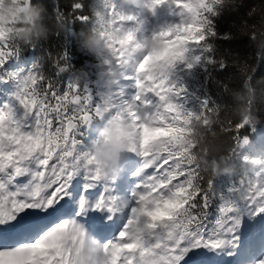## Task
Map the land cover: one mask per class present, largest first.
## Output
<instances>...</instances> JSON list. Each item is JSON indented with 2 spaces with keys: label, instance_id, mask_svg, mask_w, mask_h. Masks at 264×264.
<instances>
[{
  "label": "snow or ice",
  "instance_id": "6c2138e0",
  "mask_svg": "<svg viewBox=\"0 0 264 264\" xmlns=\"http://www.w3.org/2000/svg\"><path fill=\"white\" fill-rule=\"evenodd\" d=\"M222 2L146 0L151 10L179 8L185 19L156 32L151 49L137 57L143 49L137 29L125 28L139 23L137 14L108 0L100 23L113 54L104 64L131 67L99 100L87 84L70 81L61 91L59 79L41 72L23 88V70L0 73V80L15 81L0 104V264H264V169L218 190L193 160L185 134L190 121L204 120L213 108L205 101L196 113L173 99L183 87L172 69L190 45L212 47L205 43L215 35L210 15ZM16 51L0 29V68ZM53 66L56 77L65 72L67 53ZM122 80L135 82L132 99ZM117 120L135 128L118 179L103 175L90 155ZM218 125L234 144L247 143L240 134L245 123ZM223 249L229 252L218 255Z\"/></svg>",
  "mask_w": 264,
  "mask_h": 264
},
{
  "label": "trees",
  "instance_id": "16d2710c",
  "mask_svg": "<svg viewBox=\"0 0 264 264\" xmlns=\"http://www.w3.org/2000/svg\"><path fill=\"white\" fill-rule=\"evenodd\" d=\"M41 5L42 23L52 31L46 38H41L33 45L23 44L5 62L0 73L31 70L34 65L40 67L43 75L53 81L59 79L61 91L68 82L75 83L76 77L82 72L87 73L86 79H80L79 84H87L100 99V93L108 91L104 64L100 57L83 48L80 33L90 30L96 21L94 9L95 0H82L83 8H74L76 0H33ZM71 18L70 30L58 31L56 22L60 15ZM80 16H87L81 20ZM211 27L215 35L205 42L210 49L193 45L195 54L189 62H183L182 68L175 73L178 85H189L188 94L193 100L186 110L199 113L204 102L211 108H228L233 105L232 90L242 89L246 84L264 88V49L256 46L253 32L264 31V0H231L226 4L216 6L210 15ZM67 53L70 68L56 77L53 62L63 53ZM196 57H199L197 60ZM192 63V67L187 65ZM6 86L15 85L14 80H0ZM122 84V83H121ZM119 87L118 85L115 86ZM253 109L258 117L256 124H247L240 130L242 137H247V143L242 144L236 154L234 169L216 179L217 189L229 182L238 183L248 174L244 156L260 155L264 159V96L258 97L253 103ZM218 130L219 125H213ZM231 139V134H226ZM233 142V140H232ZM218 201L213 202V212ZM227 259V257H225Z\"/></svg>",
  "mask_w": 264,
  "mask_h": 264
},
{
  "label": "clouds",
  "instance_id": "9594fccd",
  "mask_svg": "<svg viewBox=\"0 0 264 264\" xmlns=\"http://www.w3.org/2000/svg\"><path fill=\"white\" fill-rule=\"evenodd\" d=\"M231 0H223L221 4H226ZM82 3V0H76ZM94 9L96 21L90 30L80 33V42L83 48L96 54L104 63L112 56L110 41L106 39L103 32V24L106 20V10L109 6L108 0H95ZM129 5L144 6L146 0H124ZM42 7L33 0H0V29L5 38L17 50L23 44L35 45L39 39L46 38L52 29L42 21ZM71 18L60 15L56 22L58 31L70 30ZM256 46L264 49V31L257 30L252 33ZM145 53L152 47V38L143 43ZM189 53V52H188ZM186 53V60L190 59ZM131 55V53H130ZM125 67H131L126 65ZM125 67L112 65L104 70V77L108 90H112L121 78ZM70 67L65 68L67 71ZM42 75L40 70L31 69L22 77L20 83L23 88L31 87L33 82ZM87 73L82 72L76 77L74 84H79L80 79H86ZM260 83H264L261 81ZM264 96V88H257L246 84L242 89L232 90L233 105L228 108L216 107L208 113L204 120H192L186 126L185 134L194 146L195 150H190V154L215 181L217 178L230 174L234 169V158L240 152L241 146L234 144L222 131L214 130L209 134V129L213 125L220 124L222 121L243 122L256 124L258 117L253 109V103L258 97ZM207 125V126H205ZM135 134L132 122L127 120L114 121L110 126L103 130V134L98 137L90 149V155L103 175L110 178H120L125 170L126 161L132 155L129 137ZM248 168V174L241 181L247 183L250 174L258 169H264V159L260 155L244 156ZM229 249H223L217 254L228 253ZM234 254V250H232Z\"/></svg>",
  "mask_w": 264,
  "mask_h": 264
},
{
  "label": "rangeland",
  "instance_id": "374dc122",
  "mask_svg": "<svg viewBox=\"0 0 264 264\" xmlns=\"http://www.w3.org/2000/svg\"><path fill=\"white\" fill-rule=\"evenodd\" d=\"M121 2V10L127 14H137V18L139 23L136 22H125V28H136L137 32V39L139 42L143 43L145 40L152 38L153 35L160 31L162 28L167 27L169 25H174L183 22L185 19V15L182 14V11L179 8H176L174 6L170 7L168 4L162 5L157 7L155 10H151L146 6H139V5H129L124 3V0H120ZM157 13L158 16H160V20L154 19V13ZM145 53V50H139L135 55L137 57L142 56ZM188 56L190 54L188 53ZM174 68L172 69V78H173V72ZM128 71H131L129 69ZM129 87L128 91H125V98L126 99H132L136 92L138 91V88L135 86L134 81H128ZM12 92V89L9 90L8 93ZM10 97V96H9ZM8 97V98H9ZM4 96L3 100L0 102V104L4 103V100L8 99ZM152 99L155 101L156 97H152ZM174 102L182 105L183 107L189 105L186 98L183 95L174 96L173 97ZM151 108V105H149ZM31 211V210H28Z\"/></svg>",
  "mask_w": 264,
  "mask_h": 264
},
{
  "label": "bare ground",
  "instance_id": "6f19581e",
  "mask_svg": "<svg viewBox=\"0 0 264 264\" xmlns=\"http://www.w3.org/2000/svg\"><path fill=\"white\" fill-rule=\"evenodd\" d=\"M153 18L156 19V20H160V16H158L156 12L154 13V17Z\"/></svg>",
  "mask_w": 264,
  "mask_h": 264
}]
</instances>
